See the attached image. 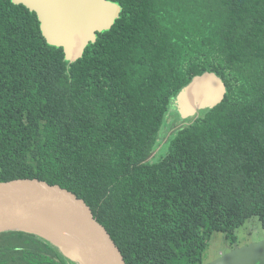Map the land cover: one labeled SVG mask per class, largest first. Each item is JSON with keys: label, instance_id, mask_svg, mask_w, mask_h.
<instances>
[{"label": "trees", "instance_id": "1", "mask_svg": "<svg viewBox=\"0 0 264 264\" xmlns=\"http://www.w3.org/2000/svg\"><path fill=\"white\" fill-rule=\"evenodd\" d=\"M110 1L120 17L69 61L36 13L0 0V182L78 193L127 264H204L214 233L237 244L249 219L264 228V0ZM205 72L223 102L151 160L174 99ZM61 250L0 234V264H80Z\"/></svg>", "mask_w": 264, "mask_h": 264}, {"label": "water", "instance_id": "2", "mask_svg": "<svg viewBox=\"0 0 264 264\" xmlns=\"http://www.w3.org/2000/svg\"><path fill=\"white\" fill-rule=\"evenodd\" d=\"M13 3L36 13L47 42L62 47L71 61L81 57L86 47L96 41L97 33L111 29L121 13V7L110 0H13ZM226 93L223 80L215 73L205 72L186 85L172 105L182 119H188L221 104ZM35 214L62 225L59 245L68 250L78 248L79 258H74L80 264H127L106 227L78 193L41 178L0 182V234L23 230L44 236L20 225L25 217ZM263 259L264 241H260L237 248L212 264H253Z\"/></svg>", "mask_w": 264, "mask_h": 264}, {"label": "rangeland", "instance_id": "3", "mask_svg": "<svg viewBox=\"0 0 264 264\" xmlns=\"http://www.w3.org/2000/svg\"><path fill=\"white\" fill-rule=\"evenodd\" d=\"M67 60L71 61V59L69 58H67ZM186 123H190V120L182 119L177 107L173 104L170 114L165 120V125L162 130V145L157 148L151 160L157 161L165 153L167 142L172 138V135L175 133V131L185 126ZM236 234L238 236V242L237 244H231L227 240L225 234L221 232L214 233L210 241L209 248L207 249L205 254V261L216 259L220 254H227L242 246L264 241V228L262 227V224L258 217L249 219L243 227L236 231ZM61 251L68 258H79L76 252L68 250L65 247ZM52 253H55V251H52ZM263 262L264 260L261 262V264Z\"/></svg>", "mask_w": 264, "mask_h": 264}, {"label": "bare ground", "instance_id": "4", "mask_svg": "<svg viewBox=\"0 0 264 264\" xmlns=\"http://www.w3.org/2000/svg\"><path fill=\"white\" fill-rule=\"evenodd\" d=\"M20 225H25L29 227L30 230L37 231L50 240L59 243V235L61 231L62 225L53 221L50 218H47L41 214H35L28 217H25L22 221H20ZM79 253L78 248L70 249Z\"/></svg>", "mask_w": 264, "mask_h": 264}, {"label": "flooded vegetation", "instance_id": "5", "mask_svg": "<svg viewBox=\"0 0 264 264\" xmlns=\"http://www.w3.org/2000/svg\"><path fill=\"white\" fill-rule=\"evenodd\" d=\"M191 118H188V119H186V120H190ZM249 245V244H248ZM242 247H244V246H242ZM232 252V251H231ZM230 253V252H229ZM228 254V253H227ZM227 254H220L216 259H213V260H211V261H205L204 260V264H212V263H214L215 261H217L218 259H220L221 257H223V256H225V255H227ZM264 260V259H263ZM263 260H258V261H256V262H254L253 264H261V262L263 261ZM262 264H264V262L262 263Z\"/></svg>", "mask_w": 264, "mask_h": 264}]
</instances>
